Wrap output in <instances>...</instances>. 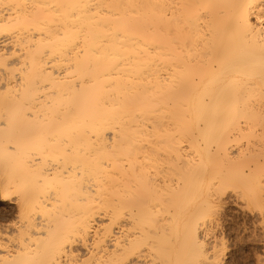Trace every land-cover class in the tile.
<instances>
[{
	"label": "bare ground",
	"instance_id": "6f19581e",
	"mask_svg": "<svg viewBox=\"0 0 264 264\" xmlns=\"http://www.w3.org/2000/svg\"><path fill=\"white\" fill-rule=\"evenodd\" d=\"M228 188L263 213L264 0H0V264H221Z\"/></svg>",
	"mask_w": 264,
	"mask_h": 264
},
{
	"label": "rangeland",
	"instance_id": "374dc122",
	"mask_svg": "<svg viewBox=\"0 0 264 264\" xmlns=\"http://www.w3.org/2000/svg\"><path fill=\"white\" fill-rule=\"evenodd\" d=\"M232 190H233L232 188L231 189L228 188V191H226L227 193H225L226 195L224 194V202L221 206L225 205L226 207L225 209H224V206L220 207L219 210L222 208L221 209L222 212L220 210L218 214L219 222L220 223L223 222L221 223L223 225L220 224L221 229H219L220 225L218 228L219 230L217 229L218 235L221 234L220 236L223 237L222 240H224V237H226L224 241L221 240L222 242H225L224 243L225 246L223 243H222L223 245L220 243L222 246V249L224 250L223 253H222L221 247L219 246L221 249V254H222L221 264H258V263L264 264L263 263L264 261H262L264 260V258H262L264 257L263 256L264 255V243H263L264 242V224H263L264 210H263V213H262V210L261 211L260 209L257 210L256 208L257 206L255 205L254 207V204H253L254 202L244 197L245 195L242 193V191L240 192L237 189H236L237 191H232ZM239 193H241L242 196L241 195L239 196ZM245 198L247 200H245ZM247 201H250V203L252 202L253 203L249 204V202L247 203ZM7 205L11 206V208L6 209L5 215L2 214L0 216V222H4V223L7 222L8 224L7 223L6 224L8 226H9V223L10 225L13 224V226H10L12 228V229L10 228L11 230L10 229L8 231L3 230L4 232H3L2 237L3 236L4 237L2 238L0 236V241L1 239L5 240L6 238H8L5 241H8L9 243L12 241L11 244L17 245L22 239V236H20V233H18L17 230H20V231L24 230V228L22 227L23 224L21 225V223H24V217H19L21 213L19 214L18 207L15 203L13 202L9 203L7 201H3L0 199V209H4L1 207H7ZM11 209H12V212H11ZM223 212L225 213L223 214ZM260 212L262 213V215H260ZM21 218L23 219L21 220ZM16 221H18V223ZM16 223L19 224L21 228L23 229H21L20 226L17 225ZM14 230L17 233H14ZM9 231H11V233L13 231V233L11 234L9 233ZM222 232L223 234L226 233V235H223ZM13 234L15 235L13 236ZM18 234L19 236H17ZM254 234H256V236ZM253 236L255 237L254 239H253ZM11 238L18 239V241L15 239L13 240ZM262 238L263 240H261ZM15 241L17 242V244ZM256 251L259 253V256L258 254H255L257 253ZM257 256L259 257L260 260L257 258Z\"/></svg>",
	"mask_w": 264,
	"mask_h": 264
}]
</instances>
